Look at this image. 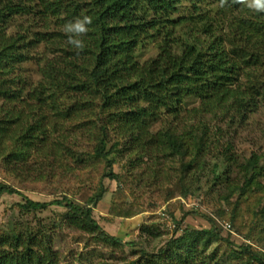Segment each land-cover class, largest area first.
<instances>
[{
    "label": "rangeland",
    "instance_id": "1",
    "mask_svg": "<svg viewBox=\"0 0 264 264\" xmlns=\"http://www.w3.org/2000/svg\"><path fill=\"white\" fill-rule=\"evenodd\" d=\"M138 1L144 6L139 11L140 19L144 22L166 20L156 27V31L137 36L132 55L139 65L150 62L149 59L154 58L160 48L168 44L164 39L167 41L169 38L176 54L180 53L181 44L186 43L185 41L200 53H208L209 48L215 44H219L228 53L243 45V40L232 35L226 27L213 29V37L208 36L202 32L204 20L198 25L195 36H188L186 27L179 24V19L182 13L187 12L192 0H181L180 3L178 0H167V11L159 14L152 9L159 0ZM211 1L206 0V6L215 7L210 4ZM94 2L64 1L74 20L91 13ZM244 5L247 13L255 11L248 8L247 3ZM61 16H65L64 11ZM211 16H214V12ZM257 17H260L259 13L256 14L255 18ZM56 20V15L48 16L46 22L49 24L45 29L32 17H16L9 30L16 31L23 27L30 38L41 31H51ZM250 36L251 41L255 42L256 38L259 40L264 37V32L255 30ZM44 43L35 44L31 56L7 76L12 77L24 91L18 101H0L1 122L11 119L10 109L13 106L27 113L26 102L30 106L36 105V100L31 99V95L42 80L41 69L47 63L53 64L60 59L59 46L45 47ZM88 57L83 62L80 59L73 64L66 63L65 71L74 65L78 67L75 70L79 71L77 82L83 85L91 84L88 72L93 70L94 56L89 53ZM234 58L235 61L242 59L239 54H235ZM69 60L72 59L67 61ZM200 61L203 68L210 59L204 56ZM259 63L264 65V59ZM246 75L248 70L242 65L234 78L235 85L241 91L250 83ZM70 82L62 84L55 92L51 91L52 87L46 88L49 92L44 91L45 97L49 96L48 93L55 95L54 98L59 101L57 107L62 112L79 101L72 119L53 111L45 112V116L41 115L48 126L45 148H41V143L38 142L42 135L37 131L31 138L32 146L28 152H23L22 143L18 141L22 132L16 119H12L18 128V132H14L15 139H0V182L11 185L21 194L0 196V237L9 234L11 224H14L17 231L29 224V233L37 238L34 249L39 251L36 256L25 258L19 249H7L4 254L0 251V264H121L132 260L134 256L138 257L140 249L149 254V259L155 260L154 254L187 231L193 233L195 239L182 243L181 251L185 255L191 251L196 252L192 264H206L209 262L206 257L211 255L220 264H246V257L241 261L240 257L236 258L240 255L231 250L243 243H249L255 251L264 252V180L255 178L242 201L235 207L236 196L223 198L228 189L220 186L216 179L218 173L225 170V164L220 159L222 157L218 154L223 153L222 147L227 139L233 141L232 150L239 161L250 159L252 154H256L262 158L261 163L264 165V92L258 97L251 96L259 102L252 112L246 114L248 119L242 128L235 126L234 122H226L219 112L214 114V109L204 112L205 108L200 107V100L192 95L180 101L177 115L168 113L158 103L154 104L157 107H153L152 112L156 113L158 119L152 128L149 127L150 131L154 133L161 130L165 139L171 137L176 144L187 146L176 147L175 153L171 154L166 139L163 151L143 165L142 161L133 162V156L121 152L126 140L120 136V127L114 119L118 111L101 107L103 94L96 84H93V94L83 92L77 95L67 87ZM46 83L48 84L47 80ZM18 86L12 88L19 91ZM254 92L252 90L250 94ZM46 102L49 106L52 105L51 99ZM139 105L148 108L150 104L140 100ZM119 107L126 106L123 102L117 109ZM48 110L50 111V107ZM27 114L29 116L27 120L24 119L25 127L32 123L34 125L33 120L40 117L36 108L29 110ZM203 124L207 128V134L197 146L193 141L195 130H200ZM220 128L223 129L222 136L217 134ZM225 129H228L226 135ZM153 136L156 137L154 134ZM218 141L221 144L217 147ZM210 142L215 146H209ZM101 143L105 146L103 150H100ZM167 146L168 150L164 152ZM11 156L15 158L12 162ZM213 165L216 168L211 174ZM227 171V180L234 179L233 184L241 185L242 175H237L233 170ZM112 174L116 178H112ZM62 196L70 197L81 205L89 200L92 216L101 227L113 236L135 241L137 244L133 250L126 245L123 249L105 246L90 235L92 233L69 227L63 208L52 206L42 212L18 213L19 206L16 203L23 202L24 197L48 201ZM210 219L221 229L220 238L202 235L201 230L210 228ZM225 223L230 225L229 229L222 226ZM196 231L199 232L198 235ZM240 233L248 236L245 239ZM165 260L163 257V261ZM249 264L258 263L251 261Z\"/></svg>",
    "mask_w": 264,
    "mask_h": 264
},
{
    "label": "trees",
    "instance_id": "2",
    "mask_svg": "<svg viewBox=\"0 0 264 264\" xmlns=\"http://www.w3.org/2000/svg\"><path fill=\"white\" fill-rule=\"evenodd\" d=\"M64 1L0 0V101L13 102L20 99L24 89L20 88L12 77L7 78V76L31 56L35 44L45 42V47L57 45L60 52L59 61L53 64L49 62L46 64L47 66L41 69L42 80L38 88L33 89L31 95V99L36 100V105L30 106L26 102V112L29 113V110L36 108L40 117L33 120L34 125L32 123L25 127L24 119L27 120L29 115L13 106L10 109L12 112L10 114L11 119L5 122L0 121V139L2 141L15 139L14 132L18 128L12 119H16L19 121L22 132L18 141L22 143L23 152H28L37 131H40V135H42L38 138V142L41 143V148H45L48 126L44 123L42 116H45V112L53 111L61 114L64 118L72 119L76 112L75 106L79 101L73 107L71 105L62 112L57 107L59 101L54 98L55 95L48 93L49 96L45 97L44 91L47 90L46 88L52 87L51 91L55 92L68 81L71 82L67 87L71 88L72 91L74 90L77 95L83 92L93 94V84H96L97 89L103 94L101 107L118 111L114 119L120 127V136L126 140L121 147V152L133 156V162L142 161L141 164L143 165L152 160L154 155L159 154L158 152L163 151L162 147L165 145L166 139H168L171 154L175 153L176 147L187 146L176 144L171 137L165 139L161 130L154 133L150 131L149 127L152 128L158 119L156 113L152 112L153 107H157L154 104L158 103L168 113L177 115L180 101L184 97L192 95L200 100V107L205 108L204 112L214 109V114L219 112L226 122H234L235 126L241 128L248 119L246 114L252 112L253 107L258 105L259 101L251 98V96L258 97L264 92V65L259 63L261 59H264V37H260L259 40L256 38L254 42L251 41L250 33L255 30L259 33L264 32V12L254 11L251 13L249 11L247 13L244 9V3L236 2V0H225L223 6H221V0H212L210 4H214L215 7L206 6V0H192L188 5L187 12L182 13L183 15L179 19V24L186 27L188 36H195L198 25L204 20L202 32L213 37V29L219 30L226 27V30H229L232 35L235 34L240 40H243L241 42L243 43L242 47H236L234 52L228 53L224 48L219 47V44H215L209 48L208 53H200L192 44H186L187 41L183 40L186 43L181 44L182 49L179 54H176L175 50L173 51L174 44L169 42L171 40L169 38L167 41L164 39L168 44L163 45L156 56L149 59L150 62L139 65L132 55L136 48L137 36L140 33L148 34L150 31H156V27L160 23L162 25L166 20L158 21L155 19L144 22L139 16V11L143 10L144 6L138 0H94L93 11L85 14L92 17L93 22L89 25L87 35L82 37L85 47L83 51L77 54V51L68 43V35L64 32V25L74 20L72 12L65 6ZM166 1L159 0L157 6L152 7V9L158 14L167 11ZM178 1L180 3L181 0ZM65 7L67 8L63 9ZM63 11L65 16H61ZM213 12L214 16H211ZM257 13L260 17L255 18ZM51 15H56L57 19L51 31H41L29 38L25 34L26 29L23 27L16 31L9 30L15 18L23 16L38 20L41 26L47 29L49 23L46 21ZM221 38L222 35L220 40ZM89 53L94 56L93 70L88 72L91 76V84L83 85L77 82L79 71L75 70L78 67L74 65L70 70L65 71L66 63L73 64L80 59L83 62L89 58ZM235 54H239L242 59L235 61ZM204 56L208 57L210 61L205 63L202 68L200 59ZM68 59L72 60L67 61ZM242 65H245L248 70L246 77L250 83L246 84L244 90L241 91L239 86L235 85L234 78ZM16 86H18L19 91L12 88ZM252 90L253 92L255 90L254 94H250ZM47 91L49 92V89ZM48 99H51L52 105L50 106L46 102ZM140 100L150 104L148 108H142L139 105ZM123 102L126 107L117 109V106H121ZM48 107H50V111ZM206 107L208 108L206 109ZM227 130L225 129L224 135L227 134ZM206 131L207 128L204 124L200 130H195L193 141L197 146L205 138ZM222 132L223 129L220 128L217 134L222 136ZM217 140L218 138L215 139V141ZM226 141L222 147L223 151L221 152L223 153L218 155L222 157L220 159L225 164L224 169L233 170L237 175H242L243 182L239 185L232 183L234 179H231L232 181L227 180L229 179L226 175L227 170L218 173L217 178L214 175L213 177L219 180L220 186L228 189L223 198L228 199L236 196L234 206L237 207L248 192L253 180L258 177L264 180V165L261 163L262 158L256 154H252L250 159L239 161L232 150L233 141L228 139ZM219 144L221 142L218 141L217 147ZM212 145L215 146L210 142L209 146ZM168 146L164 152H167ZM104 147V143H101L100 150H103ZM6 158L7 156L4 157V159ZM13 160H15L14 157L10 159L11 162ZM215 168L216 165H213L210 170L211 174ZM111 177L116 178V175L112 174ZM2 194L21 195L16 188L0 182V196ZM89 202L88 200L81 205L67 196L48 201H37L24 197L23 202L16 204L19 206L18 213L42 212L52 206L63 208L69 227L92 233L90 235L108 247L123 249V246L126 245L130 249L134 248L137 244L134 243L135 241H127L120 236H113L101 227L92 216V207ZM22 222L28 223V221ZM210 222H212L210 228L201 230L202 235L207 238H220L221 229L215 226L211 219ZM28 228L29 224H26L23 225L21 231H17L14 224H11L8 229L9 234L0 237V251L4 254L7 249L13 251L19 249L20 254L24 256L23 258L36 256L39 252L38 249H34L37 246V238L29 233ZM198 233L196 231V235ZM240 234L242 235V233ZM193 235L187 231L180 237L171 240L165 248L153 255L155 260L149 259V254L140 249L138 257L134 256L132 260L121 264H192L196 252L192 253L191 251L185 255L181 248L182 243L186 244L195 239V235ZM242 236L245 238L248 235ZM234 247L231 250L240 255L236 258L240 257L239 259L242 261L246 257L247 259L244 260L246 264L251 263V261L264 264V252L253 250L249 243ZM163 257L166 258L165 261H163ZM206 258L209 261L206 264H220L214 260L212 255Z\"/></svg>",
    "mask_w": 264,
    "mask_h": 264
},
{
    "label": "clouds",
    "instance_id": "3",
    "mask_svg": "<svg viewBox=\"0 0 264 264\" xmlns=\"http://www.w3.org/2000/svg\"><path fill=\"white\" fill-rule=\"evenodd\" d=\"M225 0H221L223 6ZM239 3H247V7L256 12H264V0H236ZM92 17L84 15L82 18L77 17L74 21L64 25V32L68 35V43L79 52L83 51L85 44L82 39L89 31V25L92 24Z\"/></svg>",
    "mask_w": 264,
    "mask_h": 264
},
{
    "label": "built area",
    "instance_id": "4",
    "mask_svg": "<svg viewBox=\"0 0 264 264\" xmlns=\"http://www.w3.org/2000/svg\"><path fill=\"white\" fill-rule=\"evenodd\" d=\"M222 226L224 227V228H230V225L229 224H227V223H225V224H222Z\"/></svg>",
    "mask_w": 264,
    "mask_h": 264
}]
</instances>
